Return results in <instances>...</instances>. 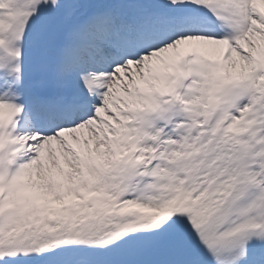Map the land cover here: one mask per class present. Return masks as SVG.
<instances>
[{
  "label": "snow or ice",
  "instance_id": "6c2138e0",
  "mask_svg": "<svg viewBox=\"0 0 264 264\" xmlns=\"http://www.w3.org/2000/svg\"><path fill=\"white\" fill-rule=\"evenodd\" d=\"M0 264H264V0H0Z\"/></svg>",
  "mask_w": 264,
  "mask_h": 264
}]
</instances>
